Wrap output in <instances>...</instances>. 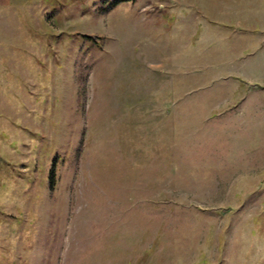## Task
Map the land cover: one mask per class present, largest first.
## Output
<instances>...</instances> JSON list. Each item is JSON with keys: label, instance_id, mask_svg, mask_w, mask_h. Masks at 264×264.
<instances>
[{"label": "rangeland", "instance_id": "rangeland-1", "mask_svg": "<svg viewBox=\"0 0 264 264\" xmlns=\"http://www.w3.org/2000/svg\"><path fill=\"white\" fill-rule=\"evenodd\" d=\"M0 264H264V0H0Z\"/></svg>", "mask_w": 264, "mask_h": 264}, {"label": "trees", "instance_id": "trees-1", "mask_svg": "<svg viewBox=\"0 0 264 264\" xmlns=\"http://www.w3.org/2000/svg\"><path fill=\"white\" fill-rule=\"evenodd\" d=\"M53 166H54V165H53ZM52 175H53V171L50 170V172H49V176L52 177Z\"/></svg>", "mask_w": 264, "mask_h": 264}]
</instances>
